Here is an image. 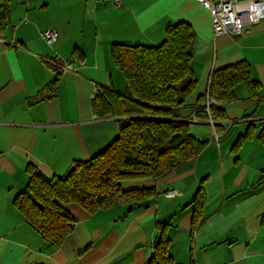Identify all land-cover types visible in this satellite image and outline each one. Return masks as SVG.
Masks as SVG:
<instances>
[{
	"label": "crops",
	"instance_id": "obj_1",
	"mask_svg": "<svg viewBox=\"0 0 264 264\" xmlns=\"http://www.w3.org/2000/svg\"><path fill=\"white\" fill-rule=\"evenodd\" d=\"M15 1L0 0V264H148L163 234L172 264H264V20L232 37L214 34L196 0ZM179 22L196 35L197 87L178 121L204 150L162 179L121 183L123 191L155 188L145 202L94 214L61 204L73 232L54 248L15 206L28 170L60 178L104 152L120 119L96 118L92 101L103 90L127 91L113 46L157 47ZM49 29L59 32L52 44L42 36ZM238 62L251 66L261 90L252 97L237 87L234 102L219 104L227 120L213 126L201 100L213 71ZM65 63L73 70L61 71ZM171 190L180 195L168 198Z\"/></svg>",
	"mask_w": 264,
	"mask_h": 264
},
{
	"label": "trees",
	"instance_id": "obj_2",
	"mask_svg": "<svg viewBox=\"0 0 264 264\" xmlns=\"http://www.w3.org/2000/svg\"><path fill=\"white\" fill-rule=\"evenodd\" d=\"M195 39L192 27L179 22L157 47L113 46L112 58L127 91L124 95L112 90L97 93L92 109L98 119H120L118 138L91 160L75 163L64 177L49 180L29 169L28 187L15 199L17 209L45 242L60 248L73 232L74 220L61 204H76L94 214L119 204L145 202L155 197V188L123 191L121 183L156 181L199 157L206 142L193 135L189 124L178 121L179 111L197 87L192 69ZM241 85L258 97L261 84L248 63L213 71L208 93L201 100L204 104L209 96L217 102L208 116L213 122L227 120L219 104L234 102ZM54 96L53 91L49 99ZM260 140L264 144V128ZM168 245L163 234L148 264H172Z\"/></svg>",
	"mask_w": 264,
	"mask_h": 264
},
{
	"label": "built area",
	"instance_id": "obj_3",
	"mask_svg": "<svg viewBox=\"0 0 264 264\" xmlns=\"http://www.w3.org/2000/svg\"><path fill=\"white\" fill-rule=\"evenodd\" d=\"M201 6L206 8L212 19L213 32L215 35L228 34L232 37H240L250 32L251 27L264 20V0H196ZM115 4H120L115 0ZM43 39L52 44L59 38L56 29H49L43 33ZM63 72L73 70L71 64H57ZM217 102L207 97L203 106L204 112L210 117V108ZM211 125L214 122L210 118ZM180 194L176 190H171L168 198H175Z\"/></svg>",
	"mask_w": 264,
	"mask_h": 264
},
{
	"label": "rangeland",
	"instance_id": "obj_4",
	"mask_svg": "<svg viewBox=\"0 0 264 264\" xmlns=\"http://www.w3.org/2000/svg\"><path fill=\"white\" fill-rule=\"evenodd\" d=\"M16 1H18V0H16ZM16 1H15V2H16ZM212 121H213V120H212Z\"/></svg>",
	"mask_w": 264,
	"mask_h": 264
}]
</instances>
